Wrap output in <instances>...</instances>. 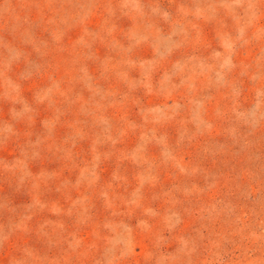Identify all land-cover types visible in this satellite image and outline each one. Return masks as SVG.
Instances as JSON below:
<instances>
[{
  "label": "rangeland",
  "instance_id": "374dc122",
  "mask_svg": "<svg viewBox=\"0 0 264 264\" xmlns=\"http://www.w3.org/2000/svg\"><path fill=\"white\" fill-rule=\"evenodd\" d=\"M0 264H264V0H0Z\"/></svg>",
  "mask_w": 264,
  "mask_h": 264
}]
</instances>
